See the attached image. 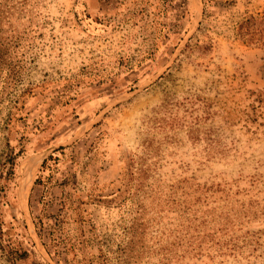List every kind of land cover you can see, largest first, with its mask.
Returning a JSON list of instances; mask_svg holds the SVG:
<instances>
[{
	"label": "rangeland",
	"instance_id": "374dc122",
	"mask_svg": "<svg viewBox=\"0 0 264 264\" xmlns=\"http://www.w3.org/2000/svg\"><path fill=\"white\" fill-rule=\"evenodd\" d=\"M175 9V0H0V76H19L0 98V154L22 149L0 217L8 234L11 216L19 225L30 254L19 264H264V49L234 30L264 0H184L178 21ZM168 112L177 124L159 121ZM144 147L141 191L118 206L100 199ZM186 178L237 192L231 206L248 210L234 229L241 246L196 255L177 246L181 218L165 199ZM57 214L55 236L74 244L56 246L59 257L41 245Z\"/></svg>",
	"mask_w": 264,
	"mask_h": 264
},
{
	"label": "trees",
	"instance_id": "16d2710c",
	"mask_svg": "<svg viewBox=\"0 0 264 264\" xmlns=\"http://www.w3.org/2000/svg\"><path fill=\"white\" fill-rule=\"evenodd\" d=\"M207 1L210 2L211 0ZM204 2L205 0H201V3ZM139 3H141V1ZM175 6V20L178 21L184 14V0H175ZM175 27L177 28V25ZM234 30L238 39L248 44H258L264 49V12L244 14L234 23ZM176 33H178V28ZM6 45H4V48L7 47ZM262 67L264 70V60ZM3 75L5 77L0 76V98L9 96L19 80V76L14 72L11 74L4 72ZM30 90V88L22 90L14 101V104L17 102L18 98L30 93ZM165 111L166 105L160 107L159 112ZM170 114L171 113L168 112L167 122H165L164 119H160L159 121L162 122V124H177L174 121L175 117L169 119ZM9 120L10 119H7V122ZM157 128H161V126H157ZM145 150L142 152L141 157H128L124 163L121 186L117 188L115 193L100 199H105L107 201L106 203H112L118 206L124 199H132L134 194L141 191L150 171V166L146 164V161L152 157L151 151L148 150L147 152V150ZM21 155V147L14 151L8 144H5L4 149L1 151L0 208L9 205L7 199L8 193L15 180L16 160ZM45 160L42 161L40 167L43 166ZM169 191L170 195H167L165 200L170 201V204L179 211V218H181L177 228V232L180 233V235L177 236V246H187L190 252L195 255L202 252L204 246H219L220 249H218V251L222 250V247L233 251L235 246H241L239 244L241 240L235 235L234 229L240 226L242 221L248 219V210L242 204L237 207L231 206L236 202L235 198L237 192H232L226 184H199L193 178L182 179L177 182V184L171 186ZM169 197L171 198L169 199ZM80 203L81 200L78 199L74 203L75 206H73L76 222L79 225L83 223L81 217L82 210L78 205ZM211 204L216 206H209ZM219 204L221 205L219 206ZM135 213H138V211L135 210ZM62 218L61 214H57L53 224L56 229L48 233L46 243L41 242L44 248L46 246H52V254L56 257L60 255L59 249H57L56 246H64V244L66 246H74V244L69 242L68 238H64L65 241H67L64 242L63 239H59L55 236L56 233L62 231ZM11 219L14 224L10 223L8 230L12 229L13 232L8 234L2 228L3 222L0 217V256L5 261V264H19L21 261L27 260L30 254L21 247L22 242L19 238L23 236L16 232V230L19 229V225L17 223L15 224L16 221L14 216H11ZM34 219L36 220L34 223L37 231L36 234L41 240L42 235L40 231L43 226L42 219L40 217L37 219L33 218V220ZM134 222L135 218H132V225L125 228L124 231V235H130V238L134 235ZM22 228L24 229V226ZM64 235H67V233H64ZM129 241H131V239Z\"/></svg>",
	"mask_w": 264,
	"mask_h": 264
},
{
	"label": "bare ground",
	"instance_id": "6f19581e",
	"mask_svg": "<svg viewBox=\"0 0 264 264\" xmlns=\"http://www.w3.org/2000/svg\"><path fill=\"white\" fill-rule=\"evenodd\" d=\"M29 172V171H28Z\"/></svg>",
	"mask_w": 264,
	"mask_h": 264
}]
</instances>
